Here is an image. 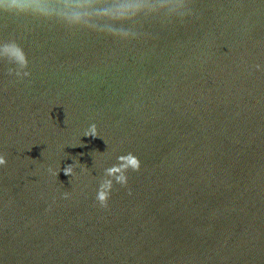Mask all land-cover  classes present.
Here are the masks:
<instances>
[{
  "label": "water",
  "instance_id": "95a60500",
  "mask_svg": "<svg viewBox=\"0 0 264 264\" xmlns=\"http://www.w3.org/2000/svg\"><path fill=\"white\" fill-rule=\"evenodd\" d=\"M24 3L0 7V264H264V0Z\"/></svg>",
  "mask_w": 264,
  "mask_h": 264
},
{
  "label": "clouds",
  "instance_id": "9594fccd",
  "mask_svg": "<svg viewBox=\"0 0 264 264\" xmlns=\"http://www.w3.org/2000/svg\"><path fill=\"white\" fill-rule=\"evenodd\" d=\"M27 5L24 3V0H0V7H3L6 13L8 14H15L18 11L23 10ZM76 7H83L85 5L83 4H77ZM21 59H23L21 57ZM85 136L88 137H96L97 136V130L96 126L92 125L88 131L84 133ZM121 161H124V164L122 167L117 168L113 167L108 170V175L112 176L114 174L119 173V175L116 176V183L120 184L121 186L127 185V176L124 174L126 170L130 169L132 171H139L141 165L140 161L137 157H135L133 154L129 153L126 156L120 157ZM6 164V160L3 156H0V166H4ZM64 174L67 176L73 175V165H70L64 169ZM113 188V182L111 180L106 181L104 184L100 186V189L97 193V201L102 207H107V202L109 199L110 192Z\"/></svg>",
  "mask_w": 264,
  "mask_h": 264
}]
</instances>
